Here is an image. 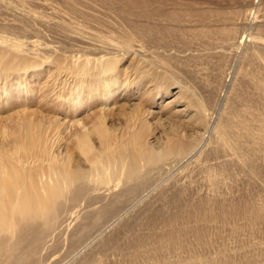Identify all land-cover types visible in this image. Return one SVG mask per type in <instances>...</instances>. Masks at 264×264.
<instances>
[{"label": "bare ground", "instance_id": "obj_1", "mask_svg": "<svg viewBox=\"0 0 264 264\" xmlns=\"http://www.w3.org/2000/svg\"><path fill=\"white\" fill-rule=\"evenodd\" d=\"M32 1L0 0L1 70L25 74L33 67L61 68L59 74L72 79L70 109L74 115L89 104L81 97L93 103L111 98L118 85L116 80L111 82L112 75L133 54L145 63L146 70H160L179 81L180 99L187 96L183 88L185 93H192L197 114L205 118L208 136L183 151L173 149L170 143L166 154L158 155L143 141L145 119L133 117L126 131L117 135L106 127V115L98 113L90 128L86 129V121L81 120L80 129L74 126L77 129L72 146L79 149L89 169L73 170V154L62 159L55 155L50 126L23 121L24 116L31 117L19 112L21 125L14 128V140L9 136L13 134L8 135L10 144L2 143L7 136L0 140V264L42 262L41 253L51 245L60 224L56 215L62 200L72 196L84 201L97 196L87 208H92L89 212L104 213L102 207L96 208L105 197L100 191L103 187L108 194L116 192L109 203L116 210L135 205L154 191L165 198L169 188H152V180L159 173L165 174L167 167L182 164L184 172L197 167L204 175L206 193L192 198L186 187L170 188L168 206L176 211L175 220L162 225L171 226L180 218L186 222L155 238L153 246L123 248V255L133 264L140 259L150 264H169V254L180 255L181 243L189 235L195 236L198 247H213L205 239L211 230L229 227L233 233L238 220L252 229L264 222V206L259 202L264 194V39L247 32V28L264 23V16L253 13L256 0L245 1L251 10H240L243 3L240 1L241 6L236 8L238 5L230 0L227 4L216 0H60L58 7L48 0ZM180 61L184 71L177 69L181 73L173 68ZM255 62L263 67L255 68L260 76L254 71L259 77L246 89L242 72L246 65L254 67L249 65ZM130 68L140 75L139 66L131 63ZM165 83L152 84L161 90ZM124 171L123 182L120 173ZM240 174L245 177L246 198L237 203L223 190L227 189V180L233 181ZM113 175L118 180L112 185ZM126 183L129 185L122 188ZM182 197L186 198L180 201ZM212 235L218 238L220 233L214 231ZM259 245L249 248L240 243L232 246V252L208 255L199 249L188 264H264V239Z\"/></svg>", "mask_w": 264, "mask_h": 264}, {"label": "rangeland", "instance_id": "obj_2", "mask_svg": "<svg viewBox=\"0 0 264 264\" xmlns=\"http://www.w3.org/2000/svg\"><path fill=\"white\" fill-rule=\"evenodd\" d=\"M27 1H29V4L30 0ZM41 1L37 0L38 3L45 2V0ZM186 1L188 2V0ZM216 1H220L221 4H227L229 0ZM230 1L235 6L238 5L236 8L239 7L240 3H243L242 6L240 4L241 7L238 8L240 10L252 9L245 6L246 0H244V2L243 0ZM31 2L34 1L31 0ZM48 2L57 6L61 1L48 0ZM255 6L253 13L257 11V14L259 13V15L261 14L264 16V0H256ZM256 8L261 11L258 12V9ZM247 32L250 34L252 33L253 36L258 34L260 37L261 35L263 37L260 38L264 39V23L259 24V26L247 28ZM56 40L59 41L58 39ZM53 42L55 45H58L55 40H53ZM129 55L117 67L112 75L111 82L116 80L118 85L117 90L111 95V98L109 100L101 98V100L98 99L96 103H93L94 101H90L89 98L81 97L83 101L87 99L89 104L87 107H83L80 113L74 115H71L70 109L71 92H74V90L71 89L72 79L68 77L67 81V77L64 73L59 74L61 68L56 69L55 65H46L39 68L33 67L25 74L6 72L0 69V140H3V136H7V140L2 143L10 144L12 142L10 139L14 136L15 127L21 125V121H19L20 117L18 116L19 112H26V114L31 117L28 119L27 116H24L23 121L26 119L30 121L32 120L31 122L36 123L35 125L39 127L50 126L49 129L53 130L52 139L55 141V155H57L59 159H62L67 158L68 154H73L70 166L76 167H72L74 168L73 170H78L79 168H82V170L89 169V166L84 162L81 154L78 153L79 149H77L75 145L72 146L75 144L73 142L75 139L74 134L76 133L74 130L77 128L80 129L83 126L82 122L84 121L87 123V127L85 126V128H90L92 126L91 122L93 116H98V113L99 115H106V127H109V129H111L110 131L117 135L126 131V126L133 117L145 119L146 128L144 133L145 139H143V141L151 152L158 155L166 154L167 147L170 143L173 145V149L183 151L184 149L188 150L189 146L192 147L202 137L208 136L207 133L205 134V118L203 117V114H197V108L195 107L196 101L193 103L196 98H193L192 93H185L183 88V92L187 96H183L184 99H180L179 94L181 92V84L178 83L179 81L172 80L171 75L168 74L167 76L163 71H152L151 69L146 70L144 66L145 63H141L135 55ZM70 63V61H67L66 64ZM131 63L139 66L138 73L145 76L140 77V75L135 74L131 68L128 69V66ZM257 63L259 64L260 62H255V64L249 65H254V67H248V65H246L247 68L244 67L242 76H246L247 78L245 77V81L243 78V81L246 83L242 82V84H244V88L246 89H250V84L254 83V81L260 76L261 72L256 71L255 68L263 67V64L261 63L258 65ZM173 68L178 72H180L178 69L184 71L181 61L174 63ZM254 71L255 73L258 72L257 74L259 76L256 75ZM245 73H248L249 75H246ZM20 77L23 78L21 79ZM155 78H157L159 82L157 79L154 81L153 79ZM164 81H166V83L163 85V88L161 90L156 88V90L153 84L156 82L164 83ZM5 84L6 87L3 88ZM188 95L192 98L188 97ZM228 110L231 112V109L228 108ZM230 116L232 115L230 114ZM74 126L77 128H74ZM119 131L122 133H118ZM15 137H13V140ZM92 139L94 146L98 149L99 143L97 137L94 136ZM182 166L183 164L167 167L168 169L165 174L159 173L158 177L155 176L153 178L154 180H152L151 185L152 188L157 189L156 187L159 185H164L166 188H169L167 191L168 193L164 196L165 198L161 197L162 195L157 196L156 191H154L153 195L152 193L147 196L145 195V198L137 202L135 205L124 206L122 210H116L109 204L116 192L108 194L109 192L105 191L106 189H103L104 187L102 188L100 185L99 187L102 188L100 191H104L105 197L96 205V208L102 207V209L105 210L104 213H97L94 211L89 212L92 208H87L88 204L90 205L96 201L98 198L97 196L90 199H84V201H77L74 197L72 198V196H70V200L68 198L62 200L60 206L61 209L59 207L56 215V221L60 224L57 225V229L53 235L54 237H52L53 241L51 245L41 253L42 262L40 264H98L99 261H101L100 263L103 262L102 264H133L132 260L123 255V248L132 250L139 244H143L142 247L153 246L155 238L166 235L168 232L175 231L178 226L180 227L186 222L184 218H180L177 222L171 224V226L162 225L163 222L169 224L171 220H175L173 218L176 211L171 206H168V196L171 194L170 188L186 187L192 198H197V196L206 193L205 185L207 181L205 180L204 175L200 174L198 168L190 167L184 172ZM262 169L264 170V166ZM236 171L239 170L237 169ZM123 173H120V177H123L120 179L124 182L127 171H124ZM235 179H239L238 182ZM117 180V176L115 177V175L110 179L111 182ZM244 181L245 177L242 174L234 177L233 181L227 180V189L223 190L226 193L225 195L237 203L240 199L246 198L243 196V193L246 191ZM128 185L129 183H126L125 185L123 184L122 188H125V186L127 187ZM262 197L259 202L264 206V194ZM185 198L186 197L180 198V201ZM160 209H165V211L163 212ZM185 213H188V211H184L183 214ZM99 218L100 220L98 221ZM104 219H107L105 225ZM41 220L42 223L45 221V213ZM63 223L64 226H61ZM236 224L237 226H235V229L233 230L235 232L233 233L229 227L220 228L218 230L215 229L208 232L205 239H207L213 247L207 245L198 247L194 242L195 236H187L186 242L184 241L181 243V254L176 255L177 257L174 256L173 252L169 254L170 258L167 260L169 261L168 263L172 264L173 262H176L177 264H188V260L193 259V256L199 254V249H201L202 254L208 255L232 252V246L239 245L240 243L249 246V248L254 247V244L260 246L259 244L264 239L261 235L264 234V222H260L253 229L246 226L245 222L242 220L236 221ZM47 229H49L47 231L50 233L51 228L47 227ZM85 229L89 232L88 234L84 231ZM214 231H219L220 236L218 238H214L212 235ZM235 234H237V236ZM155 261L160 260L156 259ZM135 264L150 263H148L146 259L144 261H141L140 259L139 262ZM196 264L207 263L197 262Z\"/></svg>", "mask_w": 264, "mask_h": 264}]
</instances>
